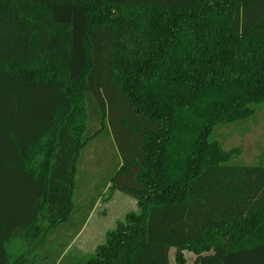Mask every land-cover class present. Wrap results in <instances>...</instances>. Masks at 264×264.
<instances>
[{
  "label": "trees",
  "instance_id": "16d2710c",
  "mask_svg": "<svg viewBox=\"0 0 264 264\" xmlns=\"http://www.w3.org/2000/svg\"><path fill=\"white\" fill-rule=\"evenodd\" d=\"M261 104L264 0H0V264L71 218L96 118L138 212L84 264H264V165L214 139Z\"/></svg>",
  "mask_w": 264,
  "mask_h": 264
},
{
  "label": "rangeland",
  "instance_id": "374dc122",
  "mask_svg": "<svg viewBox=\"0 0 264 264\" xmlns=\"http://www.w3.org/2000/svg\"><path fill=\"white\" fill-rule=\"evenodd\" d=\"M78 93L80 88L77 89ZM100 129L98 119H91L86 135H92L94 138L91 137L82 150L76 168L73 204L75 208L77 205L80 206L85 213L87 229L78 238L77 232L69 235L70 231L61 226H57L60 229L55 232V228L50 229L49 221L46 219L40 221L44 227V234L31 240L34 259L32 262L36 264H84L94 254L96 247L105 241L109 231L123 222L128 213L138 212L137 203L131 197L115 192L108 185L120 159L111 134L104 130L102 134L97 135ZM214 139L220 143L223 150H237L232 156V164L264 165V104L257 106L255 114L244 121L217 127ZM24 234L20 232L10 242L11 251L18 252L21 248L23 250L30 248L27 247L30 238ZM47 255L50 257L41 263L40 260ZM175 255V249H171L168 256L171 264H177ZM183 256L185 264H195L197 260V256L187 250L183 251Z\"/></svg>",
  "mask_w": 264,
  "mask_h": 264
},
{
  "label": "crops",
  "instance_id": "0c3cea01",
  "mask_svg": "<svg viewBox=\"0 0 264 264\" xmlns=\"http://www.w3.org/2000/svg\"><path fill=\"white\" fill-rule=\"evenodd\" d=\"M79 203V202H78ZM77 208V209H76ZM75 208L73 214H72V218L69 219V221L64 222L62 224H59L57 226H61L63 229L65 228L66 230L70 231L69 235L72 234V232H77V237L79 238V236L86 231L87 229V223L88 221H86L87 219L85 218L86 215L84 212H82V209H80V206L77 205V207ZM91 218V217H90ZM90 218L88 220H90ZM53 227L55 228L54 231L58 232L60 228L58 227ZM55 236V235H54ZM54 239V237L52 238V240ZM54 242V240H53ZM66 244V243H65ZM73 244V243H72ZM71 244V245H72ZM57 245V243H56ZM60 246L63 244H59ZM71 245L68 247L67 250H69V248L71 247ZM50 257L49 255H47V257L43 258L42 260H40L41 263H44L47 261V258ZM60 259V257H59ZM58 259V260H59Z\"/></svg>",
  "mask_w": 264,
  "mask_h": 264
}]
</instances>
